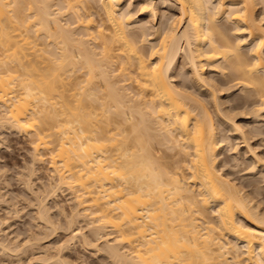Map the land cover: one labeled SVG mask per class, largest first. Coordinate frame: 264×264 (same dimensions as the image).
Instances as JSON below:
<instances>
[{"label": "bare ground", "instance_id": "obj_1", "mask_svg": "<svg viewBox=\"0 0 264 264\" xmlns=\"http://www.w3.org/2000/svg\"><path fill=\"white\" fill-rule=\"evenodd\" d=\"M143 2L153 31L134 18L128 0H0V125L33 127L35 161L41 145L54 143L50 163L58 184L76 187V216L90 218L100 238L110 227L118 233L105 238L115 262L264 264L262 200L223 171L221 150L231 138L221 137L196 92L206 91L223 114L217 91L225 85L207 67L229 68V79L258 95L256 115L264 112V25L255 0H160L179 11L163 28L157 0ZM222 14L236 37L218 21ZM152 35L158 41L148 43ZM180 57L194 91L176 81ZM227 115L222 121L232 122L257 168L264 158L248 135L256 128ZM42 203L41 218L49 220Z\"/></svg>", "mask_w": 264, "mask_h": 264}, {"label": "rangeland", "instance_id": "obj_2", "mask_svg": "<svg viewBox=\"0 0 264 264\" xmlns=\"http://www.w3.org/2000/svg\"><path fill=\"white\" fill-rule=\"evenodd\" d=\"M128 1L131 2V4L133 2V4L130 6V9H133L132 11L137 12V14L134 15V18H136L138 22L146 25L147 31H153V29H150V27L152 26V22L149 14L147 13L148 7H142L144 3L143 0H128ZM157 2L160 4V5L158 4L160 12L158 11V16L156 18V25L158 27L163 28L164 24L167 25L169 23L168 21L171 19L170 16L172 15L174 16V14L179 13V11L176 5L174 6V8L173 6L172 8L169 7V10L167 11L168 7L166 8L164 7V5L162 6L161 3L162 0L161 2L160 0H157ZM164 9H166V12L163 11ZM254 13H255V17H257L258 22L264 25V0H258V1L255 0ZM222 16L225 18H223ZM219 18L220 19L218 21H220L221 25L226 26L225 24H227V26L224 28L228 27L227 29L228 31H230L231 36L236 37L233 34L234 30L236 29L235 27L236 25L234 26L233 25L234 23L231 20H229V22H231L229 23L226 15L224 14H222ZM262 19H263V23H262ZM227 35H229V33ZM244 35H247V33H245ZM231 36L230 38L232 39ZM152 37L155 38H152L148 43L155 42L157 36L152 35ZM156 40L158 41V38ZM146 46L147 47L145 48V50H147L149 45L146 44ZM244 46L245 47H243L242 50L244 52L248 51L247 44ZM183 61H184L183 57H180L177 62L176 71L174 72L176 76L175 77L176 81L185 83L187 87H189V90L194 91V89L196 88H194L193 83L190 81L192 78V74L190 75V67L188 66V64L186 65L185 61L184 62ZM223 63L226 64V62ZM211 69L212 68L207 67V75L208 76L213 75V77H215L219 81L220 83L219 86H221V84L222 86L225 85L224 87H220L223 90L219 89L217 91V98L222 104V105L220 104V108H222L223 114H220L219 116L216 107H214L213 104L214 102L212 103V101H214L212 100L213 98L208 97V93L206 91L201 90L202 92H200L197 91L199 90L197 88L196 92L204 93L202 94V96L205 97V102L209 103L208 107H210V111L212 113L213 118L215 119L214 121L216 122L217 129L221 137L226 136L228 137V140L229 138H231L229 140L230 143L229 142L226 143L227 140L223 143L224 146L221 150L220 157H222L221 159L225 160L224 162H222L225 165H221V166L223 168V171L227 173L226 175L229 176L231 175L232 179H234V181L237 182V184L240 187L241 185H243L242 187H246L247 191L249 190V192H251V197H254L255 199V200L253 199V201L256 200L258 201L261 199L263 203L260 202L261 200L259 202L264 206V180H263L264 164L263 166H261L262 163L264 162L263 161L264 159L260 161L261 163L257 164V168L251 169L252 164H254L253 162L254 158L253 159L251 158V156L253 157V155L251 154V152L248 153L246 149L247 147H245L246 146L245 142L241 140V138L239 137L237 138V136L232 133L231 131L232 122L229 119H226V121H222L224 115H227L226 113H228L229 110L232 108L230 110V114L228 113L229 115L227 116H231L230 118L239 122L240 124H243L247 131L250 128L252 129L256 128L255 132L257 133L253 132L248 134L250 135V140H251L249 141L252 148H254V151L257 149L256 150L257 154L261 155L260 157L264 158V118H263L264 112L260 111L259 113L261 115L257 116L256 115L257 112L254 111V109L255 108L257 109L259 106L257 104L258 95H256V93L253 90H252L253 92L250 91L251 90L250 88L247 87L245 88V86L236 85V81L235 80L232 81L233 77L229 79L233 75V73H230L231 71L229 70V68L228 69L220 68L221 70L219 69V71H218V67L217 68L213 67L215 71ZM222 72L224 73V75L222 74ZM228 80H230V82ZM1 110L2 108L0 107V111ZM3 124L0 125L1 127L0 128V241L3 242L0 243V264H65L67 262L68 263L70 262L69 264L71 263L72 264H121L120 263L121 261L120 262L116 261L117 262L116 263L115 259H111V255L105 243L106 237L108 239H111L112 241L115 238V236H117L118 233L113 228L111 229V227L110 229H106L102 232L104 235L101 234V238H100V234H95L94 232H92V225H90L91 223L89 220L90 218L76 216V212L79 209L76 204V199H75L76 197L74 198V196H76L75 195L76 187H73L74 189H72L66 184L61 185L60 183L59 184L57 183L58 179L56 181V178H58L57 177L58 175L55 170L54 171L56 174L53 172V168L51 166L52 164L50 163L52 162L51 161L52 152L50 154L51 150H49L54 147L53 146L54 143H48L51 145L50 146L51 148L48 147L49 151L46 148L42 147L41 145L39 147L40 151L38 152V155L43 154L41 156L42 158L41 160H38L39 158H37V160L35 161L33 155L37 154V152L35 151L34 147L36 145L35 142H38V140L33 141L35 140L34 139L35 136L33 135V132H31L33 131L32 129L33 127L30 126L31 127L30 128L27 126V128L24 129H17L14 127L10 128L8 124H4V125ZM227 124L230 125L228 126ZM116 126L117 125H115V127ZM29 132H31V134ZM50 137L51 136L45 138H48L47 140H49ZM231 144H234L232 146L235 147L236 145L239 146L238 152H236L237 149H235V147L234 148L232 147V149L230 150ZM178 149L179 148H176L174 149V151L175 150L177 151ZM233 151H235L236 153ZM172 152L173 151H171V153ZM220 171L224 173L222 169H220ZM52 172L54 175L52 174ZM240 183L243 184L240 185ZM50 185L51 186L53 185V189ZM257 186H258V190L260 191V194L258 190H256L258 192L254 190L255 188H257ZM49 188L54 191L53 192L54 194H52L51 190L50 193ZM41 199L42 201L40 202L39 200ZM42 202L45 203V205L46 204L48 205V207L46 205L47 207L46 209L48 212V214L47 212L46 214L49 215L50 217L49 220L53 219L55 223L53 222V220H51L52 222L50 223V221L46 219L47 221H49V223H47L44 218L45 216L43 217L44 219L41 218L42 216L40 213V209L42 206L41 205ZM71 211H75V213L73 214V212ZM66 215H68L67 218ZM70 216L71 218H73L72 219L73 221L71 220L72 223H70L71 221H69ZM46 218H48V216ZM67 219L69 222H67ZM54 224L56 227L54 226ZM79 229L81 230L80 232L81 234L79 235L77 234L76 239L75 238L71 239L70 236L73 235L72 233H74V231H77ZM66 240H68L69 243ZM63 242L64 243L67 242L68 245L66 243L64 246V244H62ZM2 245H5L6 248H3ZM126 245L127 246H125L126 248L124 247V249H127V247L129 249L130 246L128 244ZM15 249H17V251H14ZM57 255L60 257H58Z\"/></svg>", "mask_w": 264, "mask_h": 264}]
</instances>
